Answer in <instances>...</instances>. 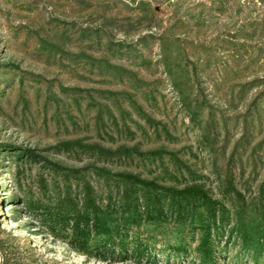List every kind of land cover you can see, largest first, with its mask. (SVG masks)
Here are the masks:
<instances>
[{"label": "rangeland", "instance_id": "1", "mask_svg": "<svg viewBox=\"0 0 264 264\" xmlns=\"http://www.w3.org/2000/svg\"><path fill=\"white\" fill-rule=\"evenodd\" d=\"M188 96L206 104L198 123L182 106ZM137 107L175 140L158 139ZM103 109L120 127L126 121L135 140L119 134ZM245 121L250 143L239 150L245 170L235 171L243 205L221 194L217 174L225 162L211 150L228 135L229 153ZM263 138L264 0H0V264H264V220L250 204L264 180V146L251 151ZM77 139L112 148L165 146L191 172L184 170L185 178L177 172L175 180L167 157L102 163L58 148ZM123 172L171 186L203 184L226 209L224 227L211 232L208 246L203 208L194 224L130 213L119 219L120 212L113 217L129 227L127 241L148 244L154 260L99 255L93 248L103 238L74 240L54 209L66 187L76 194L85 182L104 205L111 200L122 209ZM181 245V256L172 255Z\"/></svg>", "mask_w": 264, "mask_h": 264}, {"label": "trees", "instance_id": "2", "mask_svg": "<svg viewBox=\"0 0 264 264\" xmlns=\"http://www.w3.org/2000/svg\"><path fill=\"white\" fill-rule=\"evenodd\" d=\"M102 61L114 70L121 68L111 65L105 60ZM119 70L124 69L121 68ZM123 72L128 71L124 70ZM254 84L255 83L248 84V88L252 89L255 86ZM257 98L258 96L254 98L250 106L255 105ZM182 106L187 109L191 122L198 123L206 104L198 102L191 98V96H188L182 99ZM198 108H202V111H199ZM137 110L141 118L149 123V129H152L158 139H162L164 136L165 141L173 142L175 140V136L161 121H157L140 107H137ZM104 111L110 114L113 119V124L117 128L119 134L126 133L127 136H130V141L135 140L136 131H133L130 126L127 125L126 121H123V125L120 127L114 113L108 109ZM102 112L101 110L97 116L99 122L103 121ZM121 112L123 114H128V111L123 108ZM213 126L214 122L211 119L207 123L204 139L207 140L209 138V131ZM142 130L144 134H148L146 128H142ZM104 134L106 133L104 132ZM248 135V124L245 121L243 133L234 143L229 153L228 135L224 136V141L220 147H212L211 150L218 153L225 162L224 165L220 167L217 174L220 181V188L222 189L221 194H223L225 198L243 201V205H246V194L240 191L235 184V171L238 169L240 175L244 173L245 169L242 157L239 155V150L243 148L245 144L250 143ZM214 136L215 143L218 141V133ZM110 138L113 137L110 136ZM263 146L264 138L253 146L251 151L252 155L254 156ZM58 148H63L62 150L66 151L80 150L86 152L95 156L97 162L102 163H108L115 159L122 158L133 161L136 158L143 161L159 160L163 163L164 159L167 157L175 164L176 171L173 173L175 180H180L179 177H177V172L181 173L182 178H185L183 173L184 170L191 172V168L178 156L177 152L170 151L165 146L143 150L141 148V143L138 142L133 145L122 143L116 148H112L104 146L100 142H87L85 139H77L62 142ZM236 156H238L237 160L235 159ZM237 163H239V167ZM105 171V169L101 170L100 172L102 173H100V176L108 179ZM120 177L121 182L124 184L123 190L118 191L122 194V209H119L111 200L104 205L103 199L98 197L94 187L89 182L83 183L81 191L76 194L73 193L72 189L66 187L63 196L59 199V204L54 209L57 218L60 219L63 229L69 230L74 240L88 238L91 234H94V237L103 238L99 245L93 248L99 255L113 258L134 259L138 262H141L145 258L146 263H152L154 260L152 257L153 248L148 244L140 240L133 242V244L127 241L129 227L124 223H115L117 219L113 217V215L119 214L120 212H122L123 215L119 219H122L125 213H130V217L134 216L132 218L136 219H142L144 215L153 220L162 218V216H172L179 222L183 223L189 221L191 224H194L200 220L201 215L199 214V209L203 208L207 211L208 225L203 224L201 228L204 230L205 235L208 236L206 238L207 242H209V244H207L208 246L213 242L211 239V232L214 230L219 231L224 227L223 223L226 222V220H224V214H226L225 207L221 205L220 201H218L203 184L197 181L192 180L184 186H171L160 182L158 178H143L140 174L123 172L120 174ZM250 204L253 205L254 211L264 220V180L261 184L257 200L255 201V199H253ZM235 231L236 228L234 227L231 230L230 237H232ZM172 249V255L180 257L183 250H185V246L172 247ZM199 250V252L206 254V256H213V251L211 250Z\"/></svg>", "mask_w": 264, "mask_h": 264}]
</instances>
